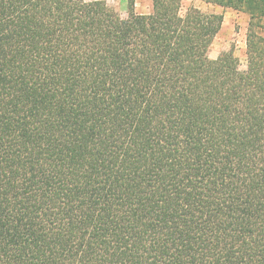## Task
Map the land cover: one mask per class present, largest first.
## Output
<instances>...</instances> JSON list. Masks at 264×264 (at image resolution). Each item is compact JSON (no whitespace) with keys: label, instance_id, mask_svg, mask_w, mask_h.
Segmentation results:
<instances>
[{"label":"trees","instance_id":"obj_1","mask_svg":"<svg viewBox=\"0 0 264 264\" xmlns=\"http://www.w3.org/2000/svg\"><path fill=\"white\" fill-rule=\"evenodd\" d=\"M222 15L0 0V264H264V0Z\"/></svg>","mask_w":264,"mask_h":264},{"label":"rangeland","instance_id":"obj_2","mask_svg":"<svg viewBox=\"0 0 264 264\" xmlns=\"http://www.w3.org/2000/svg\"><path fill=\"white\" fill-rule=\"evenodd\" d=\"M103 1L122 17L127 15V0ZM189 5H193L206 13L222 15L220 28L208 48L209 58L214 59L221 53L231 50L238 59L239 70H244L246 68L245 38L249 27V16L231 8H223L200 0H182V11ZM135 11L137 13H149L151 11V0H135ZM261 24L262 28L254 29L264 35V18L261 20Z\"/></svg>","mask_w":264,"mask_h":264}]
</instances>
